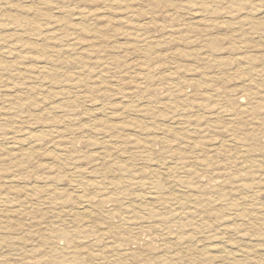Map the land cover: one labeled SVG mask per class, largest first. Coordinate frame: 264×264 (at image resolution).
Here are the masks:
<instances>
[{
    "label": "rangeland",
    "instance_id": "1",
    "mask_svg": "<svg viewBox=\"0 0 264 264\" xmlns=\"http://www.w3.org/2000/svg\"><path fill=\"white\" fill-rule=\"evenodd\" d=\"M0 264H264V0H0Z\"/></svg>",
    "mask_w": 264,
    "mask_h": 264
},
{
    "label": "bare ground",
    "instance_id": "2",
    "mask_svg": "<svg viewBox=\"0 0 264 264\" xmlns=\"http://www.w3.org/2000/svg\"><path fill=\"white\" fill-rule=\"evenodd\" d=\"M186 129V128H185ZM188 129V128H187ZM182 130V129H181ZM181 135V134H180ZM163 139V138H162ZM201 145V144H200ZM244 158V157H243ZM263 164V163H262ZM168 169V168H167ZM159 173V172H158ZM162 173V172H161ZM173 184V183H172ZM25 195V194H24ZM34 206V205H33ZM16 207V206H15ZM179 207V206H178ZM2 211V210H1ZM183 213V212H182ZM169 215V214H168ZM182 215V214H181ZM81 231H83V230H81ZM31 233V232H30ZM11 240V239H10ZM53 240H55V239H53ZM43 244V243H42ZM45 245V244H44ZM58 258V257H57ZM2 260V259H1ZM60 260V259H59Z\"/></svg>",
    "mask_w": 264,
    "mask_h": 264
}]
</instances>
